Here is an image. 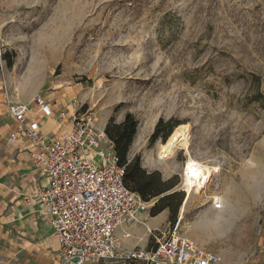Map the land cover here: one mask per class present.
Returning a JSON list of instances; mask_svg holds the SVG:
<instances>
[{"label": "rangeland", "instance_id": "obj_1", "mask_svg": "<svg viewBox=\"0 0 264 264\" xmlns=\"http://www.w3.org/2000/svg\"><path fill=\"white\" fill-rule=\"evenodd\" d=\"M6 93L77 97L105 132L132 113L127 160L167 183L148 200L150 216L168 213L157 227L221 264H264V0H0V102ZM180 124L190 153H166ZM190 157L212 169L186 201Z\"/></svg>", "mask_w": 264, "mask_h": 264}, {"label": "built area", "instance_id": "obj_2", "mask_svg": "<svg viewBox=\"0 0 264 264\" xmlns=\"http://www.w3.org/2000/svg\"><path fill=\"white\" fill-rule=\"evenodd\" d=\"M5 95L15 122L9 139L30 142L31 164L44 180L35 182L28 200L42 206L54 228L56 264H221L219 253L201 250L172 227L151 230L149 249L124 251L118 226L138 221L149 202L126 184V165L93 114L77 97L60 105L45 94L29 102ZM50 119L58 120L60 132L43 129L42 121Z\"/></svg>", "mask_w": 264, "mask_h": 264}, {"label": "crops", "instance_id": "obj_3", "mask_svg": "<svg viewBox=\"0 0 264 264\" xmlns=\"http://www.w3.org/2000/svg\"><path fill=\"white\" fill-rule=\"evenodd\" d=\"M5 96L3 103L0 102V113L5 116L0 123V264H56L59 240L54 228L42 206L37 201L28 200L35 182L44 180L31 164L30 142L9 139L15 130V122L8 114ZM10 96L25 102L33 98L27 96L22 100L11 93ZM59 124L56 119L42 121L43 129L49 134L60 132ZM167 218V211L155 216L144 211L139 214L138 222L118 226L116 233L122 238L124 251L145 249L144 239L151 234V230L162 229L157 226L166 222ZM224 235L226 229H219L214 237L220 239ZM209 237L211 241L212 236ZM142 239L143 248H139L137 243ZM193 241L199 244L195 237Z\"/></svg>", "mask_w": 264, "mask_h": 264}, {"label": "trees", "instance_id": "obj_4", "mask_svg": "<svg viewBox=\"0 0 264 264\" xmlns=\"http://www.w3.org/2000/svg\"><path fill=\"white\" fill-rule=\"evenodd\" d=\"M137 127L138 121L132 113H128L122 123L110 124L106 133L115 144L120 164L126 165V184L133 191L139 193L144 200L148 201L149 198L160 195L167 190V188H163L167 183L155 179L159 176L158 171L148 173L142 168L139 158H134L131 162H128L127 154L137 132ZM163 209L164 207L156 211L154 215Z\"/></svg>", "mask_w": 264, "mask_h": 264}, {"label": "bare ground", "instance_id": "obj_5", "mask_svg": "<svg viewBox=\"0 0 264 264\" xmlns=\"http://www.w3.org/2000/svg\"><path fill=\"white\" fill-rule=\"evenodd\" d=\"M161 147L166 153L172 155H174L179 148H183L187 153H190L188 125L180 124L176 126L168 141L161 144ZM211 169V166L200 163L192 157L188 159V166L186 167L185 165L184 167V191L187 193L186 201L191 197L192 192L200 194L199 192L207 188L209 181L208 172H210Z\"/></svg>", "mask_w": 264, "mask_h": 264}]
</instances>
